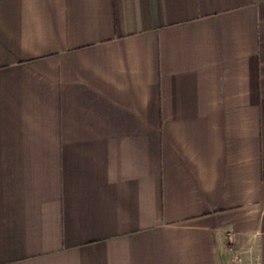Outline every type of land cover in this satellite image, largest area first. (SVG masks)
<instances>
[{
	"label": "crops",
	"instance_id": "obj_1",
	"mask_svg": "<svg viewBox=\"0 0 264 264\" xmlns=\"http://www.w3.org/2000/svg\"><path fill=\"white\" fill-rule=\"evenodd\" d=\"M0 264H264V0H0Z\"/></svg>",
	"mask_w": 264,
	"mask_h": 264
}]
</instances>
